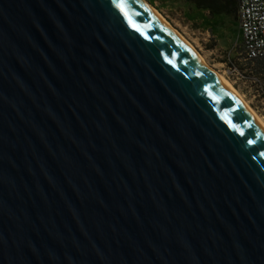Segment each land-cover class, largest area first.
<instances>
[{"label": "water", "instance_id": "obj_1", "mask_svg": "<svg viewBox=\"0 0 264 264\" xmlns=\"http://www.w3.org/2000/svg\"><path fill=\"white\" fill-rule=\"evenodd\" d=\"M0 264H264V132L141 0H0Z\"/></svg>", "mask_w": 264, "mask_h": 264}, {"label": "crops", "instance_id": "obj_2", "mask_svg": "<svg viewBox=\"0 0 264 264\" xmlns=\"http://www.w3.org/2000/svg\"><path fill=\"white\" fill-rule=\"evenodd\" d=\"M156 6V2L152 0ZM231 11L212 12L207 8H224L223 0H159L163 9L180 8L184 20L200 35H207L212 43L209 50L230 53L236 44L241 43L237 19L238 0H234Z\"/></svg>", "mask_w": 264, "mask_h": 264}, {"label": "rangeland", "instance_id": "obj_3", "mask_svg": "<svg viewBox=\"0 0 264 264\" xmlns=\"http://www.w3.org/2000/svg\"><path fill=\"white\" fill-rule=\"evenodd\" d=\"M145 1L147 3L149 2L148 0ZM154 1L156 2V6H154L155 9L165 17L176 31L182 34L186 40L194 46L214 71L224 76L232 84L250 105V108H252L259 118L264 121V94L258 92L252 83L246 81V78L241 77V74L243 75L244 72L240 71L232 74L228 72L229 66L225 64L227 53L209 50V44L212 43V40L207 35H200L196 32L191 25L184 20L183 12L180 8H170V11H168L162 8V4L159 0ZM240 66V63H238L237 67L239 69Z\"/></svg>", "mask_w": 264, "mask_h": 264}, {"label": "built area", "instance_id": "obj_4", "mask_svg": "<svg viewBox=\"0 0 264 264\" xmlns=\"http://www.w3.org/2000/svg\"><path fill=\"white\" fill-rule=\"evenodd\" d=\"M238 23L241 43L227 53L229 73L248 72L237 67L264 58V0H238ZM241 50V51H240ZM236 55L235 62L232 56ZM242 78H245L241 74Z\"/></svg>", "mask_w": 264, "mask_h": 264}, {"label": "bare ground", "instance_id": "obj_5", "mask_svg": "<svg viewBox=\"0 0 264 264\" xmlns=\"http://www.w3.org/2000/svg\"><path fill=\"white\" fill-rule=\"evenodd\" d=\"M141 2L147 7L149 12L155 18H157L161 23H163L172 33H174L181 40L183 45H185V47H187L193 53V55L198 59L200 64L211 74H213L214 77L233 94V96L240 102V104L249 112V114L257 123L261 131L264 132V121L259 118V116L252 110V108H250V105L244 100L242 95L232 86V84L224 76L214 71L210 67V65H208L204 57L194 48V46L190 42H188L182 34L176 31L160 12L150 6L145 0H141Z\"/></svg>", "mask_w": 264, "mask_h": 264}, {"label": "trees", "instance_id": "obj_6", "mask_svg": "<svg viewBox=\"0 0 264 264\" xmlns=\"http://www.w3.org/2000/svg\"><path fill=\"white\" fill-rule=\"evenodd\" d=\"M150 4L155 6L152 0H148ZM224 1V8H207L211 9L212 12L218 11H226L229 12L233 8H228L229 6L234 5V0H223ZM239 6V4H238ZM239 9V8H238ZM237 19H238V12H237ZM241 51V50H240ZM236 55H233L231 58L235 62ZM227 62V60H226ZM240 69L248 70V72H244V77L246 78L247 82L252 83V85L257 89L258 92L264 94V58L258 59L255 62L248 63L247 66H240Z\"/></svg>", "mask_w": 264, "mask_h": 264}]
</instances>
